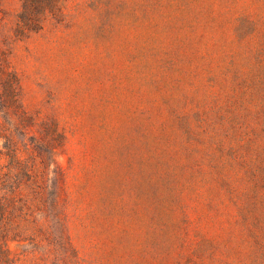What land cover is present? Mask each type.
<instances>
[{
  "label": "rangeland",
  "instance_id": "obj_1",
  "mask_svg": "<svg viewBox=\"0 0 264 264\" xmlns=\"http://www.w3.org/2000/svg\"><path fill=\"white\" fill-rule=\"evenodd\" d=\"M58 5L22 34L0 0V51L66 136L75 264H264V0Z\"/></svg>",
  "mask_w": 264,
  "mask_h": 264
},
{
  "label": "trees",
  "instance_id": "obj_2",
  "mask_svg": "<svg viewBox=\"0 0 264 264\" xmlns=\"http://www.w3.org/2000/svg\"><path fill=\"white\" fill-rule=\"evenodd\" d=\"M58 3L22 0L18 30L41 29L49 14L60 13ZM35 125L22 102L20 78L0 51V158H8L0 166V264H75L62 195L65 174L55 160L66 136L56 120H43L39 134L31 135ZM10 242L21 250L14 253Z\"/></svg>",
  "mask_w": 264,
  "mask_h": 264
}]
</instances>
